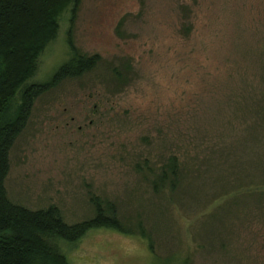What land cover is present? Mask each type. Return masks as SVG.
Masks as SVG:
<instances>
[{"label":"rangeland","instance_id":"obj_1","mask_svg":"<svg viewBox=\"0 0 264 264\" xmlns=\"http://www.w3.org/2000/svg\"><path fill=\"white\" fill-rule=\"evenodd\" d=\"M72 6L17 91L70 60L69 29L101 60L35 99L7 195L55 204L69 223L92 216L96 195L131 232L55 239L47 264H264V0H81L71 22ZM122 61L132 70L118 87ZM169 154L183 162L180 184L156 192Z\"/></svg>","mask_w":264,"mask_h":264},{"label":"trees","instance_id":"obj_2","mask_svg":"<svg viewBox=\"0 0 264 264\" xmlns=\"http://www.w3.org/2000/svg\"><path fill=\"white\" fill-rule=\"evenodd\" d=\"M68 1L73 5V22L81 0H0V57L3 62V66L0 65V264H47L56 254L53 240L74 242L91 229L106 227L122 233L131 232V227L119 218L116 205L96 195L89 199L92 216L72 223L64 219L55 204L32 209L13 202L7 195L5 179L10 167V151L26 126L35 99L64 79L91 71L101 60L97 53L87 55L79 51L73 45L69 29L70 60L59 66L48 82L31 84L17 91L32 74L35 56L56 30L55 15ZM130 70L127 61L111 69L118 87L126 83ZM18 94L20 103L15 108L12 99ZM182 164L174 154L163 159L152 180L154 191L168 188L175 192L182 177ZM196 164L194 161L195 168ZM139 229L145 236V230Z\"/></svg>","mask_w":264,"mask_h":264}]
</instances>
